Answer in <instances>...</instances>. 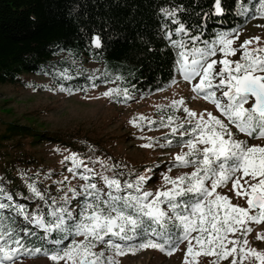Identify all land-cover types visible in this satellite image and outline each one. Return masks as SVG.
I'll return each mask as SVG.
<instances>
[{
  "label": "snow or ice",
  "instance_id": "obj_1",
  "mask_svg": "<svg viewBox=\"0 0 264 264\" xmlns=\"http://www.w3.org/2000/svg\"><path fill=\"white\" fill-rule=\"evenodd\" d=\"M231 10L264 16V0H252L251 4L247 0H232ZM184 11L183 4L159 7V27L163 38L177 52L176 75L190 82L197 95L211 101L217 114L207 109L191 110L183 104V98L174 99L172 107L183 105L186 115H162L158 126L167 127L180 138L181 150L174 154L172 166H187L191 171L174 177L164 173V184L170 187L153 192L145 187L147 176L121 180L123 165L109 164L100 156L94 160L88 157L91 163H100L102 170L97 173L72 151L62 163L67 162V170L83 181L78 185L79 191L76 186L65 190L60 181H55L58 191L64 190V195L57 199L49 196L47 189L42 191L35 180L25 181L29 192L43 202L46 211L37 205L29 212L25 204L18 203L0 185V200L7 201L0 202V264H14L17 257L38 253H43L52 264H119L117 257L140 248H154L168 255L180 250L185 264H192V259L201 254L214 256L215 264H237V259L243 261L246 253L264 262V252L245 247L246 237L252 231L248 222L264 221V144L237 138L240 134L264 138V46L248 47L259 37L244 39L239 43V59L230 60L228 55L237 52L232 44L239 40L238 28L213 33L211 42L202 41L199 31L210 17L223 19V0H212L211 9L201 13L203 19L195 30L181 19L180 13ZM91 45L99 49L101 37L93 34ZM218 53L222 58H216ZM217 64L218 71L214 69ZM68 71H53L54 80L61 82L55 83L51 91L71 94L85 92L89 86L97 87L95 81L99 78L94 73L85 77L83 87L66 86L62 81L72 79ZM76 75L83 73L77 71ZM175 82L173 78L172 83ZM104 83H108L107 78ZM100 95L119 100L121 89L108 87ZM123 96L130 98L126 88ZM138 115L146 123H153L143 114ZM131 123L136 125L138 121L133 118ZM93 177H98L103 187ZM229 183L235 196L246 200L247 207L233 203L229 195L217 191ZM76 197L80 199L74 203ZM17 216L26 222L25 226L16 224ZM27 225L42 230V235ZM241 235L245 237L242 241ZM29 236L38 239L41 246H26L23 241ZM257 238L264 237L257 234ZM101 243L104 247L96 250ZM181 244L185 247L181 248Z\"/></svg>",
  "mask_w": 264,
  "mask_h": 264
},
{
  "label": "trees",
  "instance_id": "obj_2",
  "mask_svg": "<svg viewBox=\"0 0 264 264\" xmlns=\"http://www.w3.org/2000/svg\"><path fill=\"white\" fill-rule=\"evenodd\" d=\"M247 3L251 4L252 0H247ZM179 4H183L185 9L180 13L181 19L195 30L203 19L201 13L211 9L212 0H0V84H32V87L41 90L44 87L32 82L33 76L47 75L55 84L61 81L58 78L54 80L53 71L67 68L72 79L62 82L66 86L83 87L85 77L89 75L85 64L93 61L103 68V73L95 81L97 86L105 84L104 78H107L108 83L120 87L122 95L126 88L130 98L120 96L126 104L163 91L177 76L174 71L177 52L162 36L158 9L164 5ZM223 6L226 9L223 19L210 17L208 23L199 28L202 41L211 42L213 33L231 28L240 31L254 19L264 18L255 12L251 15L237 14L231 10L232 0H223ZM214 19L217 22H213ZM93 34L101 37L99 49L91 45ZM256 46L248 45L250 48ZM217 68L218 64L214 66L216 71ZM77 71L83 75H76ZM117 76L123 79H117ZM89 88L92 87L89 86L87 90ZM163 111L157 109L156 116H160ZM157 122H153L151 127L158 129ZM160 138L166 149L180 146V138L170 132L162 134ZM257 138L245 135L248 143ZM52 144L67 147L71 152L76 151L95 172L101 165L99 162L91 163L88 157L94 160L96 156L110 155L101 139L87 134L74 136L17 121L0 124V185L13 194L18 203L25 204L29 212L36 209L37 205L41 211H46V208L39 198L29 192L25 181L35 180L42 191L47 189V194L57 199L64 195V190L58 191L59 186L55 181H60L65 190L76 186L77 191L78 185L83 183L67 170V162L51 167L45 165L34 150L27 149V146L36 148ZM120 165L124 166V175L119 177L121 180H132L147 171L146 188L148 183H156L165 170L181 167H173L171 162L163 160L128 165L121 162ZM49 169L52 171L49 172ZM23 172L27 175H23ZM106 174L111 175V172ZM93 180L103 187L98 177H93ZM68 195L71 196V193L68 192ZM79 199L73 198V202ZM16 224L23 227L26 222L17 216ZM27 226L42 235V230ZM23 242L26 246H41L39 240L31 236ZM102 247L103 243L98 244L96 250ZM146 249L140 248L134 252L140 254ZM36 257L45 256L43 253L25 254L17 257L16 261ZM212 264H215V258Z\"/></svg>",
  "mask_w": 264,
  "mask_h": 264
},
{
  "label": "rangeland",
  "instance_id": "obj_3",
  "mask_svg": "<svg viewBox=\"0 0 264 264\" xmlns=\"http://www.w3.org/2000/svg\"><path fill=\"white\" fill-rule=\"evenodd\" d=\"M259 37L258 41L253 40L251 45L264 46V18L251 21L245 28L239 31V40L233 41L232 47L237 48V52L228 55V59L237 60L241 52L239 43L244 39ZM221 56V54H220ZM219 58H222L219 57ZM89 74L97 77L103 73L101 64L90 61L85 64ZM32 82L39 85H47L44 89L33 91V87L20 84H0V124L8 121H17L24 124H33L50 130H60L74 136L87 134L95 139H101L103 145L109 149V156H100L102 160L107 159L108 163L123 162L125 165L139 162H152L163 160L172 162L174 154L181 150L180 146L175 148H165L164 141L160 138L162 134L170 132L167 127L159 126L158 129L151 127V124L140 119L138 114L150 118L160 124L159 117L174 114L183 117V105L172 107V101L183 98V104L189 109L202 112L205 109L217 114L214 105L209 100H205L203 95H197L190 82H185L180 76H176L175 83H172L165 90L152 95L142 97L130 104H126L122 99L104 97L100 95L108 87H116L114 83L98 85L95 89L89 88L86 92L71 93L64 91H51L54 81L47 75H36L32 77ZM32 85V84H31ZM122 93H121V95ZM250 104V102H249ZM246 104L245 106H249ZM157 109H164L160 116H156ZM135 118L138 124L134 125L131 120ZM165 124L167 121L165 120ZM152 138V139H149ZM237 138L245 139L244 134ZM250 143L264 144V138H258ZM151 144V147L145 145ZM36 152L37 156L43 159L45 165L56 166L61 164L63 158L71 151L64 146L41 145L30 148ZM59 149V150H58ZM186 150V147H185ZM111 159H108V158ZM101 168L97 169V172ZM191 171L190 167L181 166L170 170H165L156 183H148L147 188L153 192L160 187H170L165 185L162 179L167 172L169 176H176L183 172ZM147 172V171H146ZM146 172L142 175L146 176ZM247 179V178H244ZM243 183V180L241 181ZM224 194L232 198V202L241 207H247L244 198H238L231 191V184L219 188ZM255 211V210H250ZM248 227L252 229L247 235V248H255L264 252V238L258 239L257 234L264 237V221L248 222ZM236 235V234H230ZM245 237L240 236L241 241ZM181 248L185 245L181 244ZM214 256L206 257L201 254L192 259V264H212ZM119 264H185L183 252L178 250L172 255L154 248H147L140 254L135 252H125L123 256L116 258ZM239 264H262L251 254H245V259ZM14 264H52L47 257H36L31 259H21ZM224 264V262H221Z\"/></svg>",
  "mask_w": 264,
  "mask_h": 264
}]
</instances>
